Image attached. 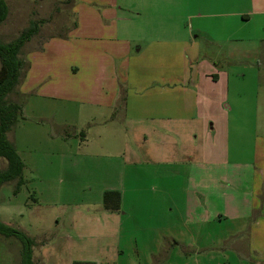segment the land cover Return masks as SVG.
Returning <instances> with one entry per match:
<instances>
[{"label":"crops","instance_id":"obj_1","mask_svg":"<svg viewBox=\"0 0 264 264\" xmlns=\"http://www.w3.org/2000/svg\"><path fill=\"white\" fill-rule=\"evenodd\" d=\"M260 1L264 4V0ZM6 2L9 15L0 27L8 26L12 33L19 34L28 25L18 29L10 22L15 17L12 6L17 9L16 20L29 22L40 10L51 16V19L41 18L45 22L39 33L23 47L27 48L28 64L18 91L50 101L83 102L89 109L94 108L92 117L105 116L102 122L106 126L112 120L114 129L118 130L115 123L120 121L121 129L129 135L127 141L133 146L126 151L120 148L108 153L101 150L108 143L101 141L97 143L99 150L74 151L76 170L69 171L72 185L69 195L51 190L52 196L69 208L55 217L58 226L64 221L71 229L69 234L64 231L67 240L73 235L86 238L90 245H101L100 252L85 256L72 254L65 259V264L140 262L136 228L141 224L136 220L135 209L124 208L127 181L139 182L143 175H148L151 182L147 189L149 199H137L135 204H149L150 226L164 229L163 235L150 241L154 247L148 254L147 264H159L162 260L163 264H189L190 261L199 264L200 253L208 245L205 227L218 230L223 221L233 218L240 220L236 230L224 236L211 235L210 242L224 244L229 237L240 235L242 239L246 234L250 255L239 258L245 264H255L251 259L264 264V144L256 145L254 169L248 170L250 187L213 192L205 183L214 168H226L231 161L213 156L216 126L215 123L209 126L202 116L206 111L200 104L201 80L210 78L207 68L221 60L219 53L211 57L203 50V44L209 46L218 39L213 34L206 36L204 26L209 14L204 12L203 1L180 0L179 11L173 7L176 0ZM192 6H196V12L191 10ZM250 7V10L229 13L241 16V23L252 20L254 13L263 15L264 8H253V2ZM62 14L73 21L64 24L59 33L46 36L36 48L31 47L34 39L41 38L46 26ZM166 14L170 15L167 23ZM158 15L165 23L160 28L152 23ZM260 74L259 83L264 69ZM76 131L85 137L84 130ZM5 166L0 160V168ZM77 185H83L89 195L81 197V189L74 188ZM106 191L118 193V199L116 193L107 200L109 206L118 201V209L106 208ZM222 196L226 207L223 211L211 212L212 199L220 202ZM243 196L248 208L244 212L239 204V197ZM11 204L0 198V220L14 226L12 221H17L14 213L21 214L13 211ZM157 259L159 263L155 262Z\"/></svg>","mask_w":264,"mask_h":264},{"label":"rangeland","instance_id":"obj_2","mask_svg":"<svg viewBox=\"0 0 264 264\" xmlns=\"http://www.w3.org/2000/svg\"><path fill=\"white\" fill-rule=\"evenodd\" d=\"M176 1L173 7L179 11L181 2ZM201 1L205 6L204 12L209 14L204 26L206 36L213 34L218 39H222V41L216 39V43L209 46L203 44V50L208 55L211 54L213 57L219 53L217 56L221 60L207 68V72L211 73L210 78L201 80L200 104H203V111H206L202 116L208 121L209 126L213 123L216 126V132L213 133L215 138H212L216 143V152L213 156L222 161H231L226 168H214L213 175L211 178L206 177L205 183L212 187L213 192L222 188L246 189L251 184L250 176L254 169L256 145L258 142L264 144L262 104L264 77L259 83L260 73L264 69V12L263 15L254 13L252 20L244 23L240 22L241 16H233L229 12L250 10V2H253V8L259 9L264 8V4H261L260 0ZM195 7L191 8L194 12L197 11ZM16 15L18 16L17 9L12 6V16L15 17L10 22H14L18 29L26 26L28 20H16ZM32 16L51 19L49 13L41 10ZM66 16L68 15L62 14V17H56L54 21H51L43 30L41 38L37 37L32 41L31 47L36 48L46 36L59 33L65 28L64 24L69 25L73 18ZM167 17L170 18V15H165V23H167ZM153 19L152 23L157 28L165 24L162 23L159 15ZM241 24L243 27H240ZM2 27H0L2 41H10L18 35L17 32H10L8 26ZM232 33L235 35H230ZM26 49H23L24 58H26ZM212 49L215 51L210 52ZM205 60L211 62L208 57ZM10 99L18 101L23 111L14 129L8 133V137L14 142L25 162L26 182L18 190H16L15 182L5 183L0 188V198L3 202H12L13 211L22 215L14 213V219L17 218L16 222L12 221L14 226L36 241L35 264H65V259L72 254L85 256L90 252H100L101 245H90L86 238H74L71 235V243L67 240L64 231L69 234L71 229L64 221L58 226L55 217L61 212L66 213L69 208L65 207L66 204L61 203L59 199H55L51 190L65 191L69 195V190L72 189L69 171L76 170V159L72 156L74 151L99 150L97 143L100 144L101 141L108 143L107 147L101 149L108 153L117 152L120 148L124 151L127 147L133 149L131 142L127 141L129 135L126 134L125 129H121L120 121L119 124L115 123V126L119 127L117 130L114 129L112 120L109 121V126L102 122L104 121L102 119H106L105 116L92 117L94 108L89 109L83 102L50 101L34 94H22L19 91L11 94ZM226 105L228 109L224 108ZM107 116L110 119L109 114ZM77 129L84 130V138L80 137L81 131L78 132L80 134H76ZM0 160L7 164L4 158L0 157ZM174 182L177 183V180ZM150 184L148 175L145 177L143 175L139 182L137 179H131V183L127 181L124 210L135 209L136 220L141 224L139 228H136L138 261H140L136 262L137 264H147L148 254L154 247L150 244L151 239L163 235L164 231L156 226H150L149 204L148 206L135 204L137 199H149L147 189L151 186ZM74 188L81 189V197L89 195L83 185H77ZM239 199L242 212L248 210L245 197H239ZM212 201L214 204L211 212L223 211L227 205L223 196L220 202L213 199ZM223 222L221 227L218 226V230L208 225L205 227V242H208V245L200 253L199 264H245L246 261L239 256L249 258L246 234L242 239L240 235L234 236L236 239L229 237L224 244L210 242L211 235L224 236L236 230L240 220L233 218ZM235 241L237 243H234ZM21 248L22 244L17 238L0 235V264H21ZM138 254H136L137 257ZM155 262L159 263L160 260L157 259ZM251 262L257 264L255 260L251 259ZM159 264H163V260ZM189 264L196 263L190 261Z\"/></svg>","mask_w":264,"mask_h":264},{"label":"trees","instance_id":"obj_3","mask_svg":"<svg viewBox=\"0 0 264 264\" xmlns=\"http://www.w3.org/2000/svg\"><path fill=\"white\" fill-rule=\"evenodd\" d=\"M9 15V7L6 0H0V24H3ZM44 19L32 18L28 25L12 40L5 42L0 39V157L7 162L4 168H0V188L8 182L16 183V190L26 181L24 179L25 162L12 142L8 133L14 129L18 119L23 115L22 106L18 101L10 99L11 94L18 93V86L25 74L27 61L23 57L24 45L31 41L40 31ZM20 93V92H19ZM115 191H106L104 201L106 208L118 209V201L109 206L108 198ZM119 195L117 193V199ZM0 235L15 237L21 244V264H35L34 246L36 241L26 232L15 226L6 224L0 220ZM74 264H88L75 262ZM94 264V263H89Z\"/></svg>","mask_w":264,"mask_h":264}]
</instances>
